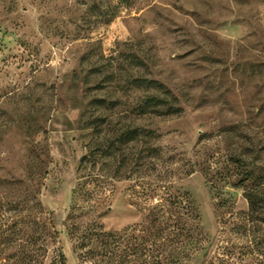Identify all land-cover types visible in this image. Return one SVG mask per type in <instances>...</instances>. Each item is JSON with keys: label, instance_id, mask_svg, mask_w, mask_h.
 Here are the masks:
<instances>
[{"label": "rangeland", "instance_id": "rangeland-1", "mask_svg": "<svg viewBox=\"0 0 264 264\" xmlns=\"http://www.w3.org/2000/svg\"><path fill=\"white\" fill-rule=\"evenodd\" d=\"M238 157L264 0H0V264H264Z\"/></svg>", "mask_w": 264, "mask_h": 264}, {"label": "trees", "instance_id": "trees-1", "mask_svg": "<svg viewBox=\"0 0 264 264\" xmlns=\"http://www.w3.org/2000/svg\"><path fill=\"white\" fill-rule=\"evenodd\" d=\"M147 82L155 84L154 87L161 84L153 79L147 80ZM149 99L152 102L160 98L157 95H152ZM170 110L180 111L181 108L171 105ZM85 158L86 155L81 160L84 161ZM235 161L242 166V169L237 172V176L239 177L238 183L242 185L244 197L248 202L250 219L254 222L262 223L264 222V171L254 170L253 167H249L239 157ZM44 257H47V251H45ZM51 263L68 264L67 257L62 249L59 250L57 255L52 257Z\"/></svg>", "mask_w": 264, "mask_h": 264}]
</instances>
